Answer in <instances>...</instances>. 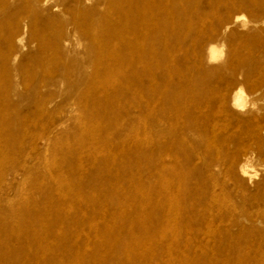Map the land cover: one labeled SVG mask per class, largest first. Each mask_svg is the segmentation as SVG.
<instances>
[{
  "label": "rangeland",
  "instance_id": "obj_1",
  "mask_svg": "<svg viewBox=\"0 0 264 264\" xmlns=\"http://www.w3.org/2000/svg\"><path fill=\"white\" fill-rule=\"evenodd\" d=\"M179 7L0 0V264H264V0Z\"/></svg>",
  "mask_w": 264,
  "mask_h": 264
},
{
  "label": "bare ground",
  "instance_id": "obj_2",
  "mask_svg": "<svg viewBox=\"0 0 264 264\" xmlns=\"http://www.w3.org/2000/svg\"><path fill=\"white\" fill-rule=\"evenodd\" d=\"M108 5L115 19L106 22L107 27L101 34L108 38L114 37L117 42L138 34L142 31L140 25L145 22L148 24L149 21L153 25L146 28L144 34L161 37L164 31L173 29L180 11L179 0H108ZM123 46L128 47V50L134 48L129 42ZM209 54L216 56V49L210 48ZM237 97L240 98V92Z\"/></svg>",
  "mask_w": 264,
  "mask_h": 264
}]
</instances>
